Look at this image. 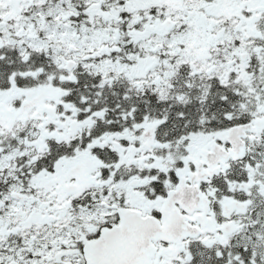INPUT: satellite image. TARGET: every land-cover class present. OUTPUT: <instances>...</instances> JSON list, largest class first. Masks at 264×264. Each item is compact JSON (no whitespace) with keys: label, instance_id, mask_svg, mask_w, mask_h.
Masks as SVG:
<instances>
[{"label":"flooded vegetation","instance_id":"obj_1","mask_svg":"<svg viewBox=\"0 0 264 264\" xmlns=\"http://www.w3.org/2000/svg\"><path fill=\"white\" fill-rule=\"evenodd\" d=\"M38 1L0 0V63L7 60L11 67L37 51L58 70L50 72L45 89L0 87V150L16 155L0 170V201L29 205L12 211V219L25 213L27 219L39 217L31 229L17 231L16 219L6 218L8 206L2 208L10 233L0 251L15 256L27 251L36 259L37 250L41 256L46 249L48 260H33L36 264H264V0H195L205 2L216 42L190 64L189 104L178 89L161 95L154 69L137 78L93 70L100 60H116L118 44L129 52L141 47L129 33L142 36L161 26L165 8L175 0H61L75 42L84 29L128 33L83 59L73 43L53 48L48 42L44 51L25 45L22 52L17 16L40 15L50 0L40 7ZM116 9L121 22L108 23ZM170 103L178 113L180 105L190 104L198 113L205 143L193 160L182 158L188 137L197 132L166 141ZM19 112L23 115L12 119ZM248 125L251 130L240 137L244 159L230 160L205 181L193 180L200 152L216 145L230 153L232 142L220 136ZM195 185L208 204L191 193ZM123 224L149 231L137 252L130 250L132 240L123 241ZM169 225L172 233L166 232ZM156 229L162 233L154 234Z\"/></svg>","mask_w":264,"mask_h":264},{"label":"rangeland","instance_id":"obj_2","mask_svg":"<svg viewBox=\"0 0 264 264\" xmlns=\"http://www.w3.org/2000/svg\"><path fill=\"white\" fill-rule=\"evenodd\" d=\"M61 0H50L49 7L42 9L41 14L30 12L28 15H19L17 20L21 25L20 31H16L20 48L25 51L24 46H29L34 50L44 51L48 46V42L53 41V48L59 44L58 42L81 48L82 52L76 55L78 58L83 59V55L87 51L95 50L101 43H113L118 44L125 40L127 36L126 32H120L118 29H102L88 31L84 29L82 34L78 37V41L75 42L74 32L69 27V23L66 25L64 17L67 18V22L70 15H63L60 9ZM38 7L44 4V1H38ZM205 2L191 1V0H175L172 1V5L165 8L164 17L161 20V26H156L154 29H148V34H142V36L135 32H130V41L138 43L141 47L135 46V49L128 51L117 45L119 53L117 54L116 60L106 59L100 60L101 64L88 65L85 63L84 66L93 68L95 72H113L115 75H121L126 72L132 73L134 78L138 75L146 74L148 71L154 69V73H157L158 79L155 81V86L158 87L160 94L167 95V90L172 89V80L176 75L178 66L191 64L196 57L207 56L206 51L210 46H214L216 38L210 34V28L212 26L211 21L205 19ZM8 16H5V22H7ZM106 21L111 24H117L121 22L119 11H112L110 16L106 17ZM168 22H172L171 25ZM90 24H96L95 20L91 18ZM136 24V20H133L132 26ZM25 26H27L25 28ZM130 27V23H129ZM128 28V32H129ZM144 39H142V38ZM159 46H162L161 49ZM204 58V57H203ZM109 60V61H108ZM107 62V63H105ZM191 72L192 69L189 67ZM157 69V70H156ZM148 70V71H147ZM143 78V77H141ZM152 83V81L150 82ZM148 82V84H150ZM23 99V97H22ZM25 104H28L25 101ZM22 113V112H21ZM23 114H14L12 119ZM7 117H5L6 119ZM4 119V120H5ZM185 140V139H184ZM189 141L186 145L185 156L182 158L183 162L193 160L196 158V154L204 146L205 135L203 131H199L196 134L190 135L187 139ZM183 142V141H181ZM4 153V159L0 158V170L2 168L11 166L12 160L16 157L11 154H7L11 151H2ZM16 153V152H15ZM173 153H171L172 156ZM8 206L9 213L6 214L8 220L16 221V229L24 230L32 227V225L39 219V217L26 218L27 213L21 217L12 219L10 213L12 211H18L24 206L29 208V205H21L15 202L5 204L0 201V210ZM6 211V210H5ZM30 213V212H29ZM34 220V221H33ZM3 219L0 217V250L2 248V241H4L5 235L9 234L7 225L3 226ZM6 223V222H5ZM51 240V239H50ZM50 240H45L50 241ZM53 240V239H52ZM29 243V242H28ZM33 243V242H31ZM51 245L53 248L56 247V242L52 241ZM21 251V250H19ZM22 252V251H21ZM37 258H29L27 251L22 252L19 256L10 255L7 250L2 253L0 251V263L2 261L7 262L6 264H36L33 260L47 259L48 251L45 249L41 251L39 256V249L37 250ZM50 259V258H49ZM48 260V259H47Z\"/></svg>","mask_w":264,"mask_h":264},{"label":"trees","instance_id":"obj_3","mask_svg":"<svg viewBox=\"0 0 264 264\" xmlns=\"http://www.w3.org/2000/svg\"><path fill=\"white\" fill-rule=\"evenodd\" d=\"M29 54L30 57L28 59L21 57L18 63L11 65V67L9 66L7 60L0 63V87L2 85V87L6 90L10 88L11 84H13L14 88L17 89H45L50 86L48 76L50 77V72H53L52 75H54V73H57L58 70L48 64V61L45 60L43 53L30 51ZM48 66H50L51 69ZM189 67H191L190 64L178 66L176 75L172 80V89H178L182 96H186L188 104L190 103V94L192 92L190 86L191 70ZM13 73H18L17 78L14 80L9 79L8 75ZM54 81L56 86H58L59 83L61 84L58 80L54 79ZM84 83L86 84L87 82L84 81ZM172 97L173 96H170V99ZM179 110L180 113L176 111L175 104L173 103L165 106V118L170 123V126H167L164 129L166 141L168 142L176 141L183 135L204 130L198 124L199 120L196 118L198 113L196 114L190 105H180ZM29 126L30 122L20 125L21 130H27ZM10 145L12 147H16L14 142H11ZM182 151L183 150L181 149L180 152Z\"/></svg>","mask_w":264,"mask_h":264},{"label":"water","instance_id":"obj_4","mask_svg":"<svg viewBox=\"0 0 264 264\" xmlns=\"http://www.w3.org/2000/svg\"><path fill=\"white\" fill-rule=\"evenodd\" d=\"M251 130V126H245L240 128L232 129L228 132V134H224L220 136V140L225 141L226 137H229V140L232 142V150L230 153H226L224 150H219L216 148V145H214L211 148V151L205 149L200 152V159L195 161L194 165L196 168V173L193 175V180H197L198 183L205 181L209 178L214 177L215 175H218L221 169V166L227 164L230 160L239 161L241 159H244L245 155V144L241 140V135L243 132ZM225 152V153H224ZM206 166V168H205ZM183 182V181H182ZM181 182V184H182ZM193 194L200 195V189L199 185H195L191 191ZM201 200L199 201L202 203V201H206V198L203 199V195L201 194ZM172 194L170 195L169 199H171ZM206 204L207 201L205 202ZM124 228V234L122 235L123 241L125 239L131 241L132 240V246H130V250L132 252H137L138 249V242H144L146 238L148 237L149 231L143 230V231H134L127 228L125 224H123ZM166 232H173V228L171 225L168 226ZM133 233L132 237L131 234ZM162 233L160 230H155L154 234H160ZM135 256V253H134ZM137 257V256H136Z\"/></svg>","mask_w":264,"mask_h":264},{"label":"bare ground","instance_id":"obj_5","mask_svg":"<svg viewBox=\"0 0 264 264\" xmlns=\"http://www.w3.org/2000/svg\"><path fill=\"white\" fill-rule=\"evenodd\" d=\"M192 103V102H191ZM190 106H191V104H190Z\"/></svg>","mask_w":264,"mask_h":264}]
</instances>
